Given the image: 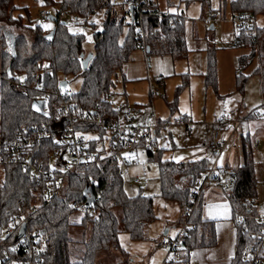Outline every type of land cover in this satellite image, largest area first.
Wrapping results in <instances>:
<instances>
[{"label": "trees", "instance_id": "1", "mask_svg": "<svg viewBox=\"0 0 264 264\" xmlns=\"http://www.w3.org/2000/svg\"><path fill=\"white\" fill-rule=\"evenodd\" d=\"M44 1L49 4V0ZM130 1L127 11L129 22L125 17L116 16L113 0L63 1V8L70 15L84 20L99 12L105 13L101 30L93 34V58L84 69L82 61L87 55L83 34L72 32L67 23L57 18L55 26L48 30L41 24L26 25L22 16H14L19 9L15 0H0V156L25 126L59 123L56 115L62 104L60 93L91 116L87 122L75 123L78 132L104 134L106 126L120 116V110L114 108L109 100L114 87L113 78L122 70L132 51L142 47V44L146 46L148 56L169 55L175 59L187 56L182 16L160 12L157 0ZM185 2H199L207 10L211 7V0ZM230 7L232 15L244 14L256 18L264 14V0H232ZM17 28L20 30L17 31ZM52 31L54 34L49 40L46 36ZM235 36L239 41L238 47L250 49L247 56L239 59L241 71L237 78L238 90L244 91L248 78L244 70L258 57L260 66L254 73L261 75L264 98V28L256 26L250 31L245 29ZM41 73L44 80L39 83L36 76ZM78 78L82 79L78 93L60 90L62 80L69 85L71 80ZM205 80L207 85L217 87L214 47L208 51ZM181 88L177 89L175 99L170 103L173 112ZM42 103L45 113L40 111ZM146 141V137L142 136L136 147L146 145ZM89 145L94 150L98 149V140H90ZM53 149V140H45L32 151L45 159ZM146 151L148 158L157 163L162 197L168 202L178 203L184 213L183 220L191 224L188 235L180 238L182 255L184 253L182 261L186 263L190 250L213 246L217 242L216 223L203 217L202 198H195L196 182L210 171L211 163L208 159L182 163L162 160L163 151L155 153L152 145L147 146ZM253 151V144L247 136L242 145L244 162L231 170L233 179L228 201L231 219L236 225V253L231 264H241L242 253L254 242L251 233L261 227L248 219L252 214H259L256 205L247 201L257 196ZM227 169L218 168L217 175L224 177ZM0 170L3 174L0 180V235L19 212V201H22L28 215L25 236L40 235L37 242L40 249L35 255L43 259L44 264H96L102 252L119 247L122 232L128 233L132 240H144L146 227L156 219L153 197H131L126 194L120 165L115 158L103 159L98 165L71 172L61 196L51 203L46 202L44 185L21 166L5 163ZM88 186L94 197L91 204L87 203L88 197L84 193ZM116 209L121 211V218ZM77 213L83 216L80 222L73 223L72 217ZM240 215L247 218L242 220ZM73 226L89 228V237L72 238ZM19 234L18 231L9 236H0L2 260L31 259L32 252L17 247L21 242Z\"/></svg>", "mask_w": 264, "mask_h": 264}, {"label": "rangeland", "instance_id": "2", "mask_svg": "<svg viewBox=\"0 0 264 264\" xmlns=\"http://www.w3.org/2000/svg\"><path fill=\"white\" fill-rule=\"evenodd\" d=\"M63 1L64 0H49V4H45L44 0H15L14 3L19 9L14 12V16H22L23 22L26 25L41 24L40 13L44 11L47 12L49 16L56 17L62 8ZM113 1L120 5L127 6V0ZM169 1L173 3L171 6L174 13H184V16L192 20L193 25L195 26L194 34L196 37H204L209 46L220 50V58L222 57V54L229 51L236 52L241 55L249 53L248 48L232 46V42L235 40L234 38L237 31L234 24L226 20L228 18H232L230 7L232 0H220V5L216 4V0H211L210 10L203 9V7L201 8V4L199 2H197L198 4L194 3L191 6V3L186 4L184 0L180 3V0ZM179 4L181 8H179ZM104 16V12H99L87 20L80 18L81 21L79 24L69 26L72 32L81 33L85 36L84 50L86 54L93 51V34L95 31L101 30ZM118 17L120 18V16ZM29 18L32 20L31 22ZM55 23V21L49 19L46 23L41 25L48 30L52 29L55 26ZM256 25L264 28V14L256 17ZM19 30L20 29L17 28V31ZM124 34H126V29ZM221 63L223 67L224 62ZM259 66V59L258 57H255L251 64L244 70V74L248 77L245 85V103L236 106V108L241 112H245V114L243 113V116H248L240 128L237 143L239 149L242 150L241 140L243 141V139L250 135V140L254 149L253 160L257 179V191L262 189L263 192V200H259V208L261 209L264 205V101L261 95V75L254 73ZM222 67L220 68V71ZM113 79L114 87L109 100L114 108L121 110L118 121L120 123H125L126 119L124 118V112L128 108L135 107L138 110H141L142 114L141 116L134 118L131 123L135 126L152 125L154 116L149 121H141V118L144 115L143 105L126 104L127 96L125 95V92L126 89L128 90V85L126 84L125 88L122 70H119ZM182 81L183 80L181 78L176 79L175 81L169 80L167 90H164L163 88L160 90L156 89L154 97L159 96V98L163 99L165 94L168 96L173 95L175 88L180 85ZM81 85V78L71 80L65 91L70 94L78 93L81 89ZM210 92L212 93V90H210ZM231 96H235V99L239 98V100L241 98L239 93H234L232 95H226L222 98L217 95L216 100L219 102H231ZM245 104L246 108L244 107ZM252 108L258 109L259 113L262 114L263 117H259L256 114L249 115L253 110ZM168 135V131L162 132V139L161 137L159 138V144H156L154 139L155 134L151 135V143L155 153L162 151L161 147L169 146L163 142L165 137H169ZM183 136H185V134H183ZM84 137L87 140H98L99 150H103V153L104 150L107 154L112 153L111 132L109 130H106L104 134L94 131L88 132L85 133ZM146 148L147 145H140L135 147L132 152L126 151L118 156V162L126 194L131 197L137 195L153 197L154 214L156 219L146 227L144 240H132L128 233L122 232L119 235V247L102 252L98 257L96 264H161L166 254V249L160 244L162 239L165 237L171 239L177 238L179 231L181 230V226L185 221L183 220L184 213L179 204L175 202H168L162 197L159 169L156 161L148 158ZM226 172L227 173H225V175L229 178L230 172ZM2 178L3 174L0 170V180ZM136 178L139 179L140 184H134L133 180ZM225 184L223 192L229 193L231 190L230 182L226 181ZM205 191L208 194L211 193L212 196L207 197L206 195V197H203V217L207 220L215 221L217 242L213 246L190 250L188 261L186 263L181 261L178 264H218L219 262L221 263L224 258L229 257V253L231 252L232 257L235 256L236 225L231 219L232 212L229 201L227 203L228 205H226L225 194L223 192L220 194L213 191L212 187H208ZM202 196L200 197L202 198ZM116 213L119 218L122 217V213L119 209H116ZM82 216V213H77L73 216V223L80 222ZM166 231L168 232L166 233ZM89 235V228L85 229L82 226H73L71 229V237L74 239H87ZM182 257H184V253Z\"/></svg>", "mask_w": 264, "mask_h": 264}, {"label": "built area", "instance_id": "3", "mask_svg": "<svg viewBox=\"0 0 264 264\" xmlns=\"http://www.w3.org/2000/svg\"><path fill=\"white\" fill-rule=\"evenodd\" d=\"M131 1L129 0L128 3ZM218 14V13H217ZM40 23L44 24L49 20L47 12L40 13ZM57 19L66 22L70 25H77L80 23V18L70 15L68 11L63 8L57 14ZM234 24L236 34L242 30H253L256 25V18L252 15L237 14L232 15V18L226 19ZM232 46L238 47L239 41L235 36ZM146 48L144 44L141 45ZM241 68H238L237 73H240ZM37 82L44 80V74L41 73L36 76ZM59 97L62 99L57 112V119L59 123L52 124L51 126L45 125H32L25 126L16 136L15 140L6 146L3 156H0V168L5 163H12L21 166L29 175L44 185L46 194V202L51 203L61 196L63 189L66 186L68 175L78 168L90 167L98 165L103 159L115 158L118 159L122 153L129 151L132 152L136 147L142 136H145L147 141L146 145L151 146V134L154 130L158 129L161 125L154 119L150 126L138 125L135 126L131 123L134 118L140 116L141 110L135 107L128 108L124 112L125 123H120L118 120L112 121L106 126V130L111 132V147L112 153L107 154L99 149H92L89 141L84 135L85 133L78 132L75 127L77 122H87L91 116L86 111H81L75 104L66 99L65 94L60 93ZM258 115L262 117L258 109H253L249 115ZM246 116L238 114L237 111L231 110L219 116L215 122L214 131L211 139L207 143V149L216 153L218 156L222 155L228 148L231 136L236 133L243 123ZM178 124L186 126L190 130V125L186 121L180 119ZM231 129V135L227 136L226 132ZM45 140H53L54 149L49 155L44 158H39L33 154V149L39 147ZM103 151V150H102ZM225 173H227L225 171ZM223 177L215 174V168H211L208 173L197 180L195 198L196 200L203 194L204 190L210 185L212 179L221 181ZM229 178L233 179V174L229 173ZM134 184H140L138 178L133 180ZM95 185L96 183L93 182ZM249 204H254L255 199L249 198ZM247 216L240 215V219L245 220ZM261 225L257 231L251 233V238L254 242L251 243L241 255V264H264V214H256L248 216ZM23 224L28 227V215L24 203L19 201V212L13 217L9 226L4 228L0 236H9L15 232H20ZM191 224L185 220L181 226V230L177 238H163L161 246L166 249V254L161 264H178L182 261V241L181 237L188 235ZM247 230L245 229L244 232ZM21 237V242L17 247L24 248L25 251L32 252L31 259H19L5 261L0 258V264H44L43 259L35 255L39 251L40 245L38 240L40 235L28 234ZM3 242L1 246H3Z\"/></svg>", "mask_w": 264, "mask_h": 264}, {"label": "crops", "instance_id": "4", "mask_svg": "<svg viewBox=\"0 0 264 264\" xmlns=\"http://www.w3.org/2000/svg\"><path fill=\"white\" fill-rule=\"evenodd\" d=\"M128 1L129 0H127V6L120 5L115 1L113 2L116 4V16H120V18L125 17L126 21L129 22L130 16L127 14L129 9ZM180 2H183V0H180L179 3ZM216 2V4L220 5V0H216ZM194 3L197 2L191 3V6ZM172 4L173 3L169 0H157L160 12L183 17L188 54L185 57L175 59L169 55L153 54L148 56L147 49L143 47L133 50L129 60L124 64L122 69L125 88L126 84L128 85V90L126 89L125 92L127 96L126 104L143 105L144 115L141 121H149L154 116L153 122L154 119H156L160 123L161 126L152 133L155 134L154 139L156 144H159L158 142L162 132H169V137L163 139L164 144H168L169 146L161 147L163 151L162 160L182 163L208 159L211 163V168H215V174H217L218 168L222 167H228L229 169H227V171L232 172L231 170L233 168L241 166L244 162L242 150L239 149L237 143L240 129L231 136L227 150L220 156L208 150L207 143L212 137L215 122L219 116L231 110L237 111L240 115H243V113L245 114V112H241L236 108V106L245 103V89L243 92H240L237 87V78L239 74L237 70L240 68L239 59L243 56H247L250 53V49L248 48L249 53L244 55L231 51L225 52L220 58V50L214 47L216 49L217 60V87L213 88L207 85L205 76L207 72L208 51L213 47L208 45L204 37L198 38L195 36V26L192 20L184 16V13H174L172 11ZM178 6L181 8L180 4ZM200 7L202 8V5ZM105 18L104 16L103 21ZM102 26L103 25H101V27ZM221 62H224L223 67ZM221 67L222 69L220 71ZM179 78L183 81L175 88L173 95L168 96L165 94L163 99L159 98V96L154 97L156 89L160 90L163 88L167 90L168 81H175ZM179 87L182 88L178 96L176 109L173 112L170 103L174 101ZM210 90H212V93ZM234 93H239L241 95L240 100L239 98L235 99V96H231V102H219L216 100L217 95L222 98ZM244 107L246 108V104ZM180 119L189 123L190 130L186 126L178 124V120ZM183 134H185L186 137L183 136ZM226 135H231V129L227 130ZM248 136L250 137V135ZM242 145L243 141L241 140V147ZM225 176L221 181L212 179L208 187H212L213 191L221 194V192L224 191L223 187L226 181L230 182V186L232 184L231 179ZM223 193L225 194V203L228 205V193ZM202 195V200L206 195L207 197L212 196L211 193L208 194L206 191ZM259 200H263L262 189L257 191L254 204L259 214H264V205L260 209ZM167 232L168 231H166V233ZM232 259L231 252L229 253V257L224 258L223 261L218 264H231Z\"/></svg>", "mask_w": 264, "mask_h": 264}, {"label": "water", "instance_id": "5", "mask_svg": "<svg viewBox=\"0 0 264 264\" xmlns=\"http://www.w3.org/2000/svg\"><path fill=\"white\" fill-rule=\"evenodd\" d=\"M130 10H132V6H130ZM49 19L52 20V21H56V17H54V16H49ZM64 23L66 24V22H64ZM53 34H54L53 31L50 32V34H48V35L46 36L47 39L51 40L52 37H53ZM92 58H93V53H89V54L86 56V58L82 61V64H83V68H84V69L87 68V66H88V64H89V62H90V60H91ZM67 86H68V82H67L66 80H62V81L60 82V90H65V89L67 88ZM40 111H41L42 113H45V112H44V106H43V103H42V105H41V107H40ZM84 193H85V195L88 197V202H87V203H88V204H91V203L94 201V197H93V195H92V189H91V187L88 186V187L85 189ZM26 229H27V225H26V224H23V226H22V228H21V230H20L19 237H22V236L24 235Z\"/></svg>", "mask_w": 264, "mask_h": 264}, {"label": "flooded vegetation", "instance_id": "6", "mask_svg": "<svg viewBox=\"0 0 264 264\" xmlns=\"http://www.w3.org/2000/svg\"><path fill=\"white\" fill-rule=\"evenodd\" d=\"M57 18V17H56Z\"/></svg>", "mask_w": 264, "mask_h": 264}]
</instances>
